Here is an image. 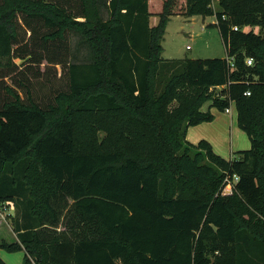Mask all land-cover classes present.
I'll use <instances>...</instances> for the list:
<instances>
[{
    "label": "trees",
    "instance_id": "trees-1",
    "mask_svg": "<svg viewBox=\"0 0 264 264\" xmlns=\"http://www.w3.org/2000/svg\"><path fill=\"white\" fill-rule=\"evenodd\" d=\"M174 16H215L227 58L165 59ZM232 105L249 150L187 140ZM10 201L24 264H264V0H0Z\"/></svg>",
    "mask_w": 264,
    "mask_h": 264
},
{
    "label": "rangeland",
    "instance_id": "rangeland-1",
    "mask_svg": "<svg viewBox=\"0 0 264 264\" xmlns=\"http://www.w3.org/2000/svg\"><path fill=\"white\" fill-rule=\"evenodd\" d=\"M215 8H218L219 0H213ZM216 20L213 16H208L206 18L198 16L194 19H190L183 16H174L171 18L168 24L165 40L163 42L164 53L163 57L165 59H225L227 58L226 49L221 38L218 28L212 23ZM217 21V20H216ZM250 30V29H246ZM255 32L259 31V28H254ZM190 46V49H187ZM60 69V67H59ZM38 70L42 71L45 76L54 73V68L52 66H47L46 62L40 66H36L32 72L36 73ZM53 84H48L46 77L44 78H33L32 81L36 83L37 91L40 99L45 101L51 97V90L56 88H65V83L61 80L55 78ZM11 83V80H8ZM46 83V84H45ZM43 85V88H41ZM208 107L207 105L205 106ZM235 106L232 105V115L233 121H229L228 134L232 139L236 135V116H235ZM230 116V117H231ZM243 135H247L238 129ZM5 204L0 205V242L5 238L7 241L13 242L15 234L13 233V222L16 216L15 210H6L4 208ZM4 237V238H3ZM11 239V240H10ZM2 253V259L8 264H24L23 255L20 253H8L3 249H0ZM16 260L14 263L13 260Z\"/></svg>",
    "mask_w": 264,
    "mask_h": 264
},
{
    "label": "crops",
    "instance_id": "crops-1",
    "mask_svg": "<svg viewBox=\"0 0 264 264\" xmlns=\"http://www.w3.org/2000/svg\"><path fill=\"white\" fill-rule=\"evenodd\" d=\"M213 6H214V2H213ZM196 17H198V16L192 17L190 19H194ZM213 17H215V16H213ZM154 22L156 23L157 19H155ZM216 23H217V21L215 20L212 23V25H214ZM207 108L208 107H206V109ZM206 109L204 107L203 110H206ZM211 111L215 115V119L212 122H205V123H202L200 125L193 126V127L189 128L188 133H187V140L190 143L197 145L202 140H206L212 145L214 151L218 155L222 156L223 158H225L227 160L236 158V155H235L236 152L243 151V150H249L251 148L252 144H251L250 138L238 126L237 110H235V116L237 119L235 126H237L236 128H238L239 130L244 132L247 135V137L245 135H243V133L238 131V129H236L237 130L236 131L237 137L233 136L232 139L229 137L228 123H229V121H231V125H232V121H233V116H231L232 115V109H231L230 114L226 113V112H221V111L217 110L216 108H213ZM18 253L23 255L22 258L24 261L25 253L24 252H18ZM0 256L2 257L1 250H0ZM13 261H14V263H16L15 259Z\"/></svg>",
    "mask_w": 264,
    "mask_h": 264
},
{
    "label": "built area",
    "instance_id": "built-area-1",
    "mask_svg": "<svg viewBox=\"0 0 264 264\" xmlns=\"http://www.w3.org/2000/svg\"><path fill=\"white\" fill-rule=\"evenodd\" d=\"M238 29H239L238 27H234V30H238ZM190 48H191L190 46H187V49H190ZM247 62H248L249 65H252V60L251 59H249ZM247 94L250 95V93H247ZM231 109H232V107L226 109L225 112L230 114L231 113ZM238 180H239V177L238 176H234L233 177V181L234 182H237ZM229 183H231V182H229ZM229 186L232 187V184H229ZM4 208L6 210L11 209V210H15L16 211V206H15V203L13 201H10V202L5 203Z\"/></svg>",
    "mask_w": 264,
    "mask_h": 264
}]
</instances>
